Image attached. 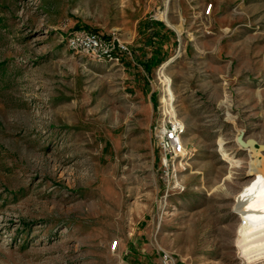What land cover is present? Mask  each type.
<instances>
[{"label": "rangeland", "instance_id": "1", "mask_svg": "<svg viewBox=\"0 0 264 264\" xmlns=\"http://www.w3.org/2000/svg\"><path fill=\"white\" fill-rule=\"evenodd\" d=\"M80 28L131 58L73 52ZM164 63L186 146L168 171ZM239 134L264 145V0H0V264H249Z\"/></svg>", "mask_w": 264, "mask_h": 264}, {"label": "built area", "instance_id": "2", "mask_svg": "<svg viewBox=\"0 0 264 264\" xmlns=\"http://www.w3.org/2000/svg\"><path fill=\"white\" fill-rule=\"evenodd\" d=\"M66 44L73 52L84 55L91 60L113 64H122L131 58L128 44L113 32L102 34L98 31L80 28L71 31L66 36ZM161 102L162 110L156 121L153 132L161 154V166L167 171L186 155V146L183 139L184 124L177 114L172 112L173 107ZM164 264H174L172 257L164 252L161 255Z\"/></svg>", "mask_w": 264, "mask_h": 264}, {"label": "bare ground", "instance_id": "3", "mask_svg": "<svg viewBox=\"0 0 264 264\" xmlns=\"http://www.w3.org/2000/svg\"><path fill=\"white\" fill-rule=\"evenodd\" d=\"M161 15L165 17V12ZM165 65L166 63L161 66L159 73L168 96L162 95L161 102L172 105L171 81L165 74ZM172 112L174 113V109ZM260 155V151L251 152L250 171L257 176L236 195L233 205L234 212L241 217L236 245L241 249L242 258L249 264H255L253 261L260 258V254H264V159L259 158Z\"/></svg>", "mask_w": 264, "mask_h": 264}, {"label": "water", "instance_id": "4", "mask_svg": "<svg viewBox=\"0 0 264 264\" xmlns=\"http://www.w3.org/2000/svg\"><path fill=\"white\" fill-rule=\"evenodd\" d=\"M236 141L238 144H240V146L249 147L252 153H257L258 151L264 149V145L255 146L254 141L252 139L243 140L240 134L236 137ZM249 174L253 175V172L250 171Z\"/></svg>", "mask_w": 264, "mask_h": 264}, {"label": "trees", "instance_id": "5", "mask_svg": "<svg viewBox=\"0 0 264 264\" xmlns=\"http://www.w3.org/2000/svg\"><path fill=\"white\" fill-rule=\"evenodd\" d=\"M157 50L159 49L158 47L156 48ZM158 53V52H157ZM155 54H156V51H155V53L153 52L152 53V56H151V60L153 61V62H155Z\"/></svg>", "mask_w": 264, "mask_h": 264}]
</instances>
